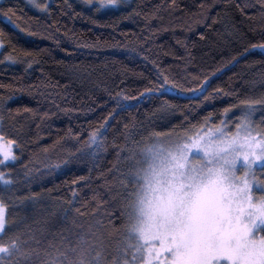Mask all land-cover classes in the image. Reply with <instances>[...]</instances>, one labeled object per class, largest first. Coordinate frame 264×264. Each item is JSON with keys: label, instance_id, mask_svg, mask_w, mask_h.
<instances>
[{"label": "trees", "instance_id": "obj_1", "mask_svg": "<svg viewBox=\"0 0 264 264\" xmlns=\"http://www.w3.org/2000/svg\"><path fill=\"white\" fill-rule=\"evenodd\" d=\"M96 2L52 0L41 13L23 0L0 3L19 4L20 24L0 14V131L18 142L19 158L0 166L14 181L0 194L9 221L44 246L80 226L110 230L133 142L224 118L234 130L248 110L242 101L264 97V49L252 47L264 43V0H131L117 10ZM254 107L250 120L264 129V105ZM97 129L99 148L89 142Z\"/></svg>", "mask_w": 264, "mask_h": 264}, {"label": "snow or ice", "instance_id": "obj_2", "mask_svg": "<svg viewBox=\"0 0 264 264\" xmlns=\"http://www.w3.org/2000/svg\"><path fill=\"white\" fill-rule=\"evenodd\" d=\"M28 2L47 11L46 4ZM121 2L99 0L100 8ZM171 3L175 7L176 0ZM18 8V3L8 8L0 5V14L16 28L20 24L13 17ZM4 46L5 33L0 29V48ZM252 47L264 49V43ZM6 59L17 62L13 54ZM163 81L155 90L161 94L168 87L167 77ZM145 92L151 95L154 90ZM242 103L248 110L236 135L216 129L215 139L185 133L175 139L169 134L164 140L133 142L136 147L127 149L131 163L126 179L120 181L122 211L109 217L110 230L102 231L100 222L87 229L80 226L74 238L44 246L30 228L25 232L9 221L8 205L0 194V264H138L137 254L142 257L145 249L147 264L161 256L164 264H264V179L255 172L258 161L264 169V129L250 120L254 106L264 105V97ZM100 135L97 129L89 137L98 148ZM17 143L0 131V166L18 161ZM13 183L10 174L0 171V184Z\"/></svg>", "mask_w": 264, "mask_h": 264}, {"label": "rangeland", "instance_id": "obj_3", "mask_svg": "<svg viewBox=\"0 0 264 264\" xmlns=\"http://www.w3.org/2000/svg\"><path fill=\"white\" fill-rule=\"evenodd\" d=\"M4 1V0H0V3ZM25 2V4L27 5V7H29L31 10L37 12V13H41V12H44L36 7H34L32 4H30L28 2V0H23ZM96 4L100 6L99 4V0H96ZM131 0H122V2L120 3L119 6L117 7H112V6H108V7H104L102 9H120L124 6H126ZM38 3L40 4H46L47 6H49L52 2V0H37ZM48 8V7H47ZM2 48H0V51H1ZM242 124V119L240 121V123L238 125ZM216 129H223V131L227 134V135H236L237 134V127L234 129V130H231V126H230V123L228 122L227 118H224L223 122L217 126V127H214V128H209L207 126L205 127H202L198 130H196L194 133L192 134H189V136H192L194 134H199L200 136H205V138H208V136H212V138H216V134H215V130ZM207 134V135H206ZM240 136H243L244 135V132L243 131H240ZM261 167L259 166V161L257 162V167L255 168V172H256V176L258 179H260V176L258 175L257 173V169L259 170ZM241 174H243V169H241ZM261 175H263L261 173ZM257 196L261 195L262 193L260 192H257L255 193ZM138 255V264H147V261H148V253H147V249H145L144 253H143V256L141 257L140 254H137ZM152 264H164V261H163V257L161 256L159 258L158 261H153Z\"/></svg>", "mask_w": 264, "mask_h": 264}]
</instances>
